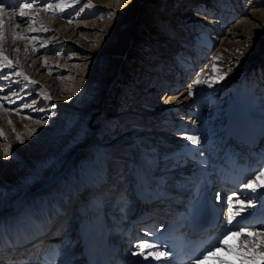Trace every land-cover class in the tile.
Masks as SVG:
<instances>
[{"label": "rangeland", "instance_id": "374dc122", "mask_svg": "<svg viewBox=\"0 0 264 264\" xmlns=\"http://www.w3.org/2000/svg\"><path fill=\"white\" fill-rule=\"evenodd\" d=\"M197 1L198 0H117L112 6L106 5L109 7L104 5L105 2L99 4L93 0H58L55 3L49 1L53 6H51L52 9L50 11L48 10L49 8L46 9V7L42 8L43 10H39L44 13L42 19L38 16L39 13L36 12V18L34 17V13L28 15L32 17L33 23H31V26L30 24H27L26 26H30L31 28H25V25H21L20 22L15 23L16 20L20 19L19 17L18 19L13 20V23L12 21L10 22L11 25L18 23L21 29H30L25 34V36L28 37L27 33H31L29 39L30 42L28 40L26 41L33 49L36 46L35 52L40 58L42 57L39 59V63L48 65L50 62H55L60 58H67L70 62L68 61L69 63L66 64V71L55 73L53 70L50 73H47L51 77L56 74L55 76L58 78L57 82L59 88L57 93L53 91V96L49 94V90L41 84V81H37L34 77L31 78L28 76L30 80L37 81L41 84L38 85V87L36 85V88L34 89H38L36 101L41 100L38 106L34 101H31L34 106L31 105L30 107H26V110L22 109L24 107L23 104H20L21 109L15 106L14 103H12L14 106L11 107L8 100L2 98L4 95H0V104L3 109L5 108L4 110H7V112H9L8 110H14L17 114L29 115L32 119H36V126L40 125L39 122H43V128L40 126L39 129L36 130V134L34 131L33 135L26 133L23 129L24 132L21 130L16 131L15 127L9 129H15L11 130V132H7L5 128L0 127V129L4 130L3 132L5 134V136H0L2 150L7 149L9 145L11 146L10 154L7 157H5L4 154L0 157V214L11 209L18 201L24 200L21 209H31L32 214L37 213V216L26 218L25 210L24 213L19 216L21 225L20 230L22 231L26 229V226L29 223H34L35 225L42 223L41 221L45 218V215H49V212L52 209L61 208L67 199H63L61 205L55 206H53L55 202L51 201L59 199L61 192L65 190L63 184L65 186H70V184H68V180L66 179L67 176L65 174H62L61 176V178H65V181L62 182L63 178L61 181H56V173L58 171L63 173L71 154L75 151L77 152V148H81L82 145L91 144L92 147L89 148V150H84L83 148L78 150V155L71 167V172L73 171L72 174L77 178H80V176L84 177L85 182H89L96 176L95 170L97 167L102 166L105 168L103 163H105L106 159L109 162V172L113 173L112 166L119 162V160L115 161L114 159L117 155L121 158H129L134 157L138 152L137 156L133 159V162L129 163V165H132L134 168L141 152L145 151L150 154L151 146L156 144V142H159L160 145L159 153L157 156L152 155V157L157 158L158 160L162 161V159L171 158V154L183 151V148L179 146H183L182 133H173L174 135L167 133L165 126L167 125L166 121L168 118H175V123L176 120H179L182 117L177 118L174 116L175 113L173 109L170 110V113H167L164 109L158 108L157 106L152 108V101L145 103L150 99L148 98L149 91H147L150 89L152 90L151 92H153L152 98H154L155 94L154 99L157 104L165 103L166 99L171 96L168 91H160V86H157L156 89L153 86L157 69H155L154 63H150V59L148 58L149 56L158 53L164 55V52L170 48L164 46L166 43L163 41L159 43L154 42L153 40L155 38L147 37L145 36V33L147 34L146 30H149V27H151L152 30L153 25L156 26L157 32H166L167 22H171V20L178 18L179 21L176 22L174 26L175 28L171 26L173 30L170 28L168 33L165 34L169 46L173 44L172 41L175 39L178 44L180 43L178 41L181 40V32L183 33L187 31L192 37L206 33L205 38L217 39L216 45H214V48L212 49L211 44L205 46L206 44L202 43L201 47L203 49L205 48L206 52L208 50L209 54H213L218 44L225 38L228 39L227 36L232 33L234 26L242 21V13H235L239 18L237 20L236 17L232 19V21H236L228 26V31L224 35L222 34L218 35V37H214L210 34H215L218 30L217 27L210 28L208 26L209 28L204 31L202 28H192L189 24H186L187 28L185 26L188 17L193 16L196 11H199L198 8L196 11H193L192 8L190 9L191 6H195ZM222 1V4L224 5L216 6L214 11H212V14L209 15V19L214 20L216 23L215 25L218 24L219 13L216 15L213 13H215V11L217 12L219 8L225 7L227 12L234 13L228 3L235 0H230L228 3H224V0ZM256 1L258 5L261 2V7H264V0ZM39 2L40 1L38 0V4ZM201 3H203L202 0L200 1L199 6L202 5ZM207 4L208 1L204 0V6L202 7L208 6ZM43 5H46V3L42 0L40 6ZM57 5H60L63 8V12L57 8ZM242 5H248V2L243 1ZM178 6H180L179 11L181 13L178 15H172L173 10ZM116 8H118V11ZM119 8H123V10H119ZM31 10L33 9L28 10V13ZM46 10L48 11L46 12ZM207 11V8H205V10L201 12L205 20H207L208 17H206ZM44 16L55 18L60 17V19L62 18V20L66 21L68 24H74L75 26H79L80 24L75 22V20L85 17L86 19H88V17L90 19H96L95 21L98 22L97 25L103 24L105 21L104 26H101L102 30H104L100 35L101 37H95L96 41H85L88 44L92 42L93 46H97V52L93 53L91 57L86 58L84 51L77 49L78 46L75 44H73L74 47L70 43H59L58 40H60V38H56L54 33L52 34L53 36L51 35L53 30L50 31L46 19L43 18ZM220 17L224 19L221 12ZM36 19L40 20V22L36 21ZM35 23H38L40 26L34 28L32 24ZM45 27L48 28L46 29ZM81 28L82 27H79V30ZM33 29H35V31H33ZM191 31H195L196 33L193 34ZM76 36L77 34L74 35V38ZM172 36L174 39L171 38ZM251 40L252 39H249V42L246 44L249 45ZM42 42L45 43L44 49H42L41 46H37ZM49 43H51L52 46H48L50 45ZM262 46L264 47V43ZM135 47H139L148 53L147 60H143L136 54V51L134 50ZM53 48L58 50L53 52ZM251 54L252 51H249L247 55L250 56ZM203 57H206V54H204ZM161 58L162 56L159 59ZM167 59L168 57L165 58V61ZM232 60L230 65L233 66V64H235L237 66L234 65L236 68L228 69V66L222 68V70L214 75L212 80L199 85L194 83V80L198 77V75H194L191 84L189 83L190 85L188 84L187 87L175 91V93L185 91L189 94V88H191L195 93L194 95H189L190 100L186 102V107H188L186 110L187 112L190 113L191 110H196L198 106L193 97L204 98L206 100V106L202 107L200 109L202 111L199 110V112H206L209 116L213 115L214 120H219V125H221L225 120L220 118L222 117L220 115L227 109V107L235 99L236 101H240L244 96L248 97L251 87H253V89L255 88V85L252 84L251 81L254 83V79H257L258 74H260L262 80H264V54L253 60L251 58L246 64H238L235 60ZM31 61H33V59H31ZM207 61L209 62V58ZM56 62L59 63L58 60ZM29 65L31 66V62ZM19 70L21 73L23 72L20 67ZM200 71L201 69H199L196 74ZM136 74L144 78L143 82H134L129 85L116 80L118 77L122 76V78L128 82ZM225 74L226 78L220 79L216 82L218 77L225 76ZM23 75L27 76L26 74ZM23 75H21V78L24 79ZM150 78L152 79L150 80ZM262 80L259 81V91L264 90V81ZM9 84H12V82ZM213 84L214 86L210 88ZM201 86H203L202 89L200 88ZM55 88H57L56 85L52 86V89L56 90ZM157 88L160 90L157 91ZM10 95L11 94H9V96ZM10 97L14 96L11 95ZM32 98L33 97L30 99L32 100ZM58 98H61L64 102L61 104L55 102L54 100H58ZM252 98L255 97L253 96ZM20 100L21 99L14 100L15 104H19ZM259 100L261 103H255L256 106L263 107V99L258 98L257 101ZM170 106L174 107L175 103L174 105L170 104ZM134 110L139 111L140 114H133ZM151 114L155 118L152 124H149L148 122L145 124L136 123L135 117L147 116L150 119L149 116ZM196 118L197 117L194 114L192 118L189 119H192L190 121H196ZM185 122L188 123L187 120H185ZM175 124L177 126L179 123L176 122ZM40 128L42 129L40 130ZM17 136L21 137L24 142L20 143L16 138ZM12 137L15 141H12ZM128 137L135 141L141 140V143H134L135 149H133V146H128L130 143L128 142ZM165 140L170 141V145H167L166 147L162 146V143ZM173 142L174 147L171 146ZM109 148L111 151H108ZM167 152H170L171 154L170 156L165 157L164 154ZM112 153H114L113 156ZM123 161L124 160L120 162ZM126 163L128 166L127 161ZM103 168H100L101 171H103ZM116 172L117 171H115V173ZM67 175L70 174L68 173ZM75 182L77 181H73L74 188ZM74 188L70 192L72 197L69 198L78 203L80 199H77V194H72ZM33 190H35V192ZM39 201H43L44 206L39 207L38 211H36L35 205ZM89 201L87 200L88 203H90ZM17 211L14 209L6 213L4 217H1V219H3L2 223L6 220V222H8L7 218H10L11 215L17 213ZM13 219L14 217L12 220ZM58 222L61 221L59 220ZM61 224V226H64L63 222ZM8 225L3 228L5 231H7ZM55 226L56 223L54 225L55 231L61 229L55 228ZM62 231L63 230H61V232ZM19 232L7 234L0 238V246L1 244H6L14 239Z\"/></svg>", "mask_w": 264, "mask_h": 264}, {"label": "bare ground", "instance_id": "6f19581e", "mask_svg": "<svg viewBox=\"0 0 264 264\" xmlns=\"http://www.w3.org/2000/svg\"><path fill=\"white\" fill-rule=\"evenodd\" d=\"M93 1L98 2L99 4L101 2H105L104 3L105 6L106 5L112 6V4H115L117 0H93ZM207 1H208V4H207L208 6L198 8L199 11H196L193 16H189L188 20L185 22V24H189L192 28L193 27L202 28L204 31H206L209 28L208 24H207L206 20L204 19L201 12L203 10H205V8H207V10L214 11V8L218 5H216L217 0H207ZM243 1H246V0H235V1H232L229 3L227 2L228 5H230V8L233 9L234 13H239V12L242 13V18H241L242 21H240L238 25L234 26L232 33L227 36L228 39L225 38L222 42H220L218 44V46L216 47L215 52L213 54H209L208 50L206 52L205 48L203 49L201 47L202 43L206 44L205 46H208L209 44H211L212 46L216 45L217 39L205 38L206 33H203L201 35H197L196 37H192L189 34V32H187V31H185L183 33L181 32V37H180L181 40L178 41L180 43L178 44L176 39H175L174 41H172L173 44L169 46V43L167 41V38L165 37V34L168 33V30L171 28V26H173V27L175 26L176 22L179 21L178 18H176L175 20H171V22H167L166 32H162V31L157 32L156 26H154V25H153L152 30H151V27L148 28L149 30H146L147 34L145 33V36H147V37L149 36L150 38H155L153 41L156 43L163 41L164 43H166L165 45L164 44L163 45L170 48L169 50L164 52V55H162V53H158L156 55L153 54L152 56L148 57L150 59L149 60L150 63H154L155 69H157V72H155L157 74H155L154 83H153V86L155 87V89L157 86L158 87L159 86L164 87V85L167 82L166 80H168L169 77L174 74L173 69L172 70L169 69L173 63L172 62L173 61V53L175 54L178 51V48L183 47L184 45L186 48H190V47L194 48V50L191 52L193 54V56L189 57L187 59L193 60V58H195L197 56H203L204 54H206V56L207 55L209 56V62L206 61L207 64H205V66L197 74L198 75L197 78L200 79L201 81H203L202 83L209 82L210 80H212L214 78V75L216 73H218V72H215V73L213 72V65H215L219 69V71L222 70V68H226L227 66H228V69H230V68L234 69L237 66L233 63H232L233 66L230 65V62L232 59L235 60V62H237L238 64L239 63L240 64H243V63L246 64L251 58L253 60L254 58H257V57L263 55L264 54V47L262 45L264 43V7H261V4H262L261 2H260L261 4L259 3V5H258L256 0H254L252 2L247 1L248 5L243 6L242 5ZM222 3H223V1H222ZM222 5H224V4H222ZM109 6H106V7H109ZM179 7L180 6L175 7L172 15H174V14L178 15L181 13L179 11ZM191 8L192 7H190V9ZM117 9L118 8H116V10ZM119 10H123V8L122 9L119 8ZM52 12H54V11H52ZM11 13H12V11H4V13L2 14V16H3V39L0 40V52L4 56H7V57H10L12 55V57L20 64V68H21V70H23L22 74H26L27 77L28 76L31 78L34 77L37 81H41V84H43L45 86V88L47 90H49V94H51V96H53L54 95V94H52L53 91H55L57 93L58 88H59L58 82H57L58 78H57V76H55L56 74L51 77L47 73H50L53 70L55 71V73H60L62 71H66L67 70L66 64L69 63L70 61L67 60V58H60V59H57L59 63L56 62L57 60L55 62H53V61L50 62L48 65H44L43 63H39V59H41L42 57L40 58L38 56V54L35 52L36 47H34V49H33L30 46V44L26 41L27 39H26L25 34L30 29H27V30H25V28L21 29L20 26L18 25V23L11 25L10 22L12 21V23H13V20L18 19V17H19V14H17L16 16H12ZM32 13H34L35 18L37 16L36 13H39L38 16L41 17V19H42V16L44 15V13L42 11H38L36 13L32 12ZM35 14H36V16H35ZM43 18L46 19V21L49 25L50 31L53 30L51 35L54 33L56 35L55 36L56 38H58V37L60 38V40H58L59 43H64V44L70 43L72 45L75 44L76 46H78L77 49H79L80 51H84L86 58L91 57V55L93 53L97 52V49H96L97 46H93L92 42L90 44H88L85 41H88V40L93 41V40H95V37H101L100 35L104 31V30H102L101 26H104L105 21L103 22V24L97 25L98 22L95 21L96 19H94V18L90 19L89 17H88V19H86V17H85V18H80V19L75 20V22L80 23L79 26H75L74 24L73 25L68 24L66 21L62 20V18L60 19V17L55 18V17H45L44 16ZM36 21L40 22V20H38V19H36ZM154 21H156V20H154ZM38 26H40V25H38ZM79 27H82V28L79 30ZM75 29H76V31H75ZM77 29H78V31H77ZM40 32H42V31H40ZM156 32H157V34H156ZM75 34H77V36L74 38ZM171 38L174 39L173 36ZM249 39H252V40L250 41L249 45H247L246 43L249 42ZM183 41H184V45H182ZM134 50L136 51V54L138 56H140L143 60H147L148 53L145 50H142L139 47H135ZM249 51H252V54L250 56L247 55ZM71 52H73V51H71ZM73 54H75V53H73ZM186 55H188V53H186L185 50L182 51L181 53H179V56L182 58ZM161 56H162V58L159 59ZM57 57H58V55H57ZM95 57H96V55H95ZM166 57H168V59L165 61ZM31 59H33V61H31ZM73 59H75V58H73ZM15 60H11V61H15ZM50 60H51V58H50ZM30 62H31V66L29 65ZM188 62L189 61H187V63ZM138 65H139V63H138ZM55 68H56V70H55ZM69 70H70V68H69ZM148 73H149V71H148ZM194 75H193V77H194ZM143 79H144L143 77H140L136 74L128 82L125 81L122 78V76L118 77L116 80L120 81L121 83H127V84L131 85L134 82H140V81L143 82ZM151 79L152 78H150V80ZM190 84H191V82H190ZM54 85L57 86V88H55L56 90L52 89V86H54ZM213 86H214V84L210 88H212ZM200 88L202 89L203 86H201ZM159 90L157 88V91H159ZM147 91H149L148 92V98H150V99H148L145 103L152 101V103H151L152 108L157 106L158 108L164 109L167 113H170L171 109H173L174 112L184 111V108H186V110L188 109V107H186L187 106L186 102L190 100V96L185 91H180V92H176V93H175V91L169 92V94H171L170 98L166 99V102L162 103V104H157L155 102V99H154L155 94H154V98H152L153 92H151L152 91L151 89L147 90ZM248 94H249L248 97L247 96L246 97L244 96V98L240 97L241 98L240 101H236V99H235L232 102L233 104L231 103L227 107V109L220 115L225 119L226 122L230 121V123L228 125H226V128H225L224 132L222 133V135L224 136V140H226V138L229 135H231V133L234 134L235 128L237 127V125L241 121L247 123L249 126V134H248L249 141H248L247 149L248 150L251 149V153L255 152L256 156H258V157L262 156L264 158V144H261V142L259 144H257V141L259 140V138L262 135H264V107L256 106V104H255V103H261V101H257L258 98L264 99V90L263 91H257L255 88L253 89V87H251V91ZM12 96H14V95H12ZM253 96L255 98H252ZM2 98H4V96ZM193 98L196 101V103L198 104V106H197L196 110H191L190 113L195 114V116L197 117L196 121L187 120L188 123H186L185 117H182V118L179 117L180 119L177 120L176 122H178V123L180 122V123L177 126L175 124L176 122L174 123L175 118H173V117L168 118V120L166 121L167 126L172 125V126L177 127V128L185 127L184 128L185 132L184 131L182 132L183 146L178 144L181 148H183V151L178 152L176 154H171L170 152H167L166 154H164V156L168 157L171 154L172 155L171 158L164 159V160L162 159V161H161V160H158L157 158L152 157V155L157 156L159 153L160 145H159V142H156V144L151 146L150 154L148 152L142 151L141 154L139 155L138 159H137L136 165L133 168V174L137 173L138 179L141 178V175L143 173L150 175L148 177L149 179L156 178L159 180V179H166L167 175H173L174 173L177 172L182 177L181 180H186V179H191L194 177L197 178L199 176V174H201L203 171H206V170L209 171L210 170L209 165L204 163V161H208L207 159H205V155H206L205 151L212 150V149L219 150L221 148L222 145H221L220 141H213L214 133H218V130L221 129V126L218 128H215V125L220 123V122H219V120L218 121L214 120L213 115L209 116L206 114V112H201V113L199 112L201 106H205L206 100L204 98H201V97H193ZM54 101L59 103V104L64 102L61 98H58V100L55 99ZM174 103H175V106L171 107L170 104L174 105ZM4 109H3V107H0V127L5 128V130H7V132L8 131L11 132V130H13V129H11V130H9V129L15 127L16 131H20V130L23 131L24 130L26 133L33 135L34 131L36 134V132H37L36 130L39 129L40 126L43 128V126H42L43 122L42 123L39 122L40 125L36 126V124H35L36 119H32L29 115L17 114V112L15 113L14 110L13 111L8 110L9 112H7V110H4ZM9 109H11V108H9ZM133 114L139 115L140 112L137 110H134ZM214 115H216V114H214ZM149 117H150V119L147 116L135 117L136 123L137 124L138 123L145 124L148 122L149 124H152L155 118L153 117L152 114ZM222 117H220V118H222ZM151 120H152V122H151ZM9 121H11V123H9ZM42 128H40V130ZM13 135H15V134H13ZM190 135L198 136L200 143L199 144H192L191 141L186 139V136H190ZM10 139H11V137H10ZM13 140H14V138L12 137V141ZM93 141H95V140H93ZM9 142H11V141H9ZM170 143H171L170 141L165 140V141H163L162 146L166 147L167 145H170ZM15 146H16V144H15ZM171 146L174 147V142L171 144ZM91 147H92L91 144H85V145L81 146V148H83L84 150H89V148H91ZM124 147H126V146H124ZM3 150H2L1 145H0V157L4 154ZM227 151H230L229 145H227ZM77 152L75 151L71 154L70 159L68 160L67 166L64 168L63 173H60V175L57 176L56 181H61V179L64 178V177L61 178L62 174L67 175L68 173H71V167L74 164L75 158L78 155ZM188 158H193L194 161L189 160ZM155 168H156V171H155ZM185 170L187 171L186 174L184 173ZM99 173L102 175L101 169H100ZM172 177H174V176H172ZM144 180L146 181V179H144ZM257 183H259V181ZM80 188H81L80 183L75 182V188H74L72 194L76 193L77 199H79V197H80ZM78 203L79 204L82 203L84 205L89 204L87 201H83L82 198H80ZM43 204H44L43 201H39L35 205V210L38 211L39 207L44 206ZM92 204H94V205H92L89 208L88 216L93 215L96 212V207H98L96 202H92ZM119 204H120L119 205L120 209L125 210V202L122 201V202H119ZM102 213L105 216L104 212H102ZM33 216H37V213L32 214L31 210H26V212H25L26 218H31ZM43 221H46V218H44L41 222L43 223ZM61 223L62 222H59L60 225H62ZM3 228H4L3 226H0V238L6 236L7 234L17 233V232L21 231L20 230L21 225H20L19 217H17V218L15 217L9 223V225L7 226V231H5ZM55 228H59V226H57ZM26 230H27V228L22 230L21 232H19L14 239L7 242L6 244L11 243L14 240H18V239L22 238V236H24V233ZM26 232H28V231H26ZM244 241H245V245H247L248 244V237L244 238ZM27 248L28 249L31 248L30 245H27ZM246 250L247 249L245 247H242L238 251H246ZM17 252L18 253L15 255V257H13V252L10 250L7 251L6 258H8V257L10 259L14 258L13 260H15V258L17 256L20 257L23 254L21 250L19 251V249ZM0 258H1V260H0L1 264H5L4 261L2 260L3 259L2 254H0ZM11 264H19V263L14 261ZM22 264H24V263H22ZM26 264H32V263L30 262V263H26Z\"/></svg>", "mask_w": 264, "mask_h": 264}, {"label": "snow or ice", "instance_id": "6c2138e0", "mask_svg": "<svg viewBox=\"0 0 264 264\" xmlns=\"http://www.w3.org/2000/svg\"><path fill=\"white\" fill-rule=\"evenodd\" d=\"M36 0H17L15 5L9 4V8L12 9V16H16V9H19L20 23L27 25L33 23L32 17L28 16L26 10L33 8ZM51 4H46V9L51 8ZM57 8L63 12V8L57 5ZM5 11V0H0V40L3 39V16ZM43 27V26H42ZM35 31V29H33ZM15 65L7 56L0 53V80L11 81L12 76L23 75L19 72L4 71V69H14ZM213 72H219V69L213 65ZM226 78L225 76H220L217 78L218 82L220 79ZM25 80H29L27 76H24ZM19 83V81H13ZM35 83V81H30ZM203 81L200 79H195L194 83L196 85L201 84ZM7 87H10L8 85ZM0 91H3V87H0ZM195 93L189 88V95H194ZM12 95H16L13 91ZM22 99V97H20ZM4 99H7L5 97ZM9 103H15V101H8ZM27 106V105H25ZM2 107V105H0ZM11 123V121H9ZM15 130V129H13ZM0 136H5L2 129H0ZM20 143L24 141L17 136L16 137ZM6 139V137H5ZM186 139L191 141L192 144H199L200 140L198 136L190 135L186 136ZM11 146L4 150V155L7 157L10 154ZM259 181V183H257ZM240 187L246 189L251 194L259 193V200L261 206L264 207V171H259L258 174H254L252 178L244 181ZM243 197V198H241ZM216 199H220L219 193L216 194ZM227 211L225 213V227L221 233L216 237L215 241L208 244L201 252L196 260L190 261L189 264H202L204 261L212 262V264H233L232 261L225 260L221 255L222 252L227 251L233 255H236L240 260L241 264H261L264 260V253H257L252 251V247L262 246L264 247V224L260 225V229L256 231H250L253 225L247 223L248 218L253 215L250 209L257 206V196L252 195L249 197L244 192H234L227 197ZM247 213V215H245ZM239 218V219H238ZM246 235L250 241V245H244L247 251H237L236 248L229 243V241L236 236ZM160 245L158 243L141 240L135 245V251L132 253L134 256H139L143 261H148L150 258L154 261H160L162 259H167L168 253L160 251Z\"/></svg>", "mask_w": 264, "mask_h": 264}, {"label": "water", "instance_id": "95a60500", "mask_svg": "<svg viewBox=\"0 0 264 264\" xmlns=\"http://www.w3.org/2000/svg\"><path fill=\"white\" fill-rule=\"evenodd\" d=\"M113 82H114V81H113ZM113 82H112V83H113ZM79 149H81V148L78 147V148H77V151H78ZM59 172H60V171H58L57 173H59ZM57 173H56V174H57ZM41 187H42V186H41ZM39 188H40V187H39ZM35 190H36V189H35ZM35 190H33V191L35 192ZM23 201H24V200L18 201L17 203L14 204V206H13L11 209H9V210H7L6 212L0 214V218L3 217V216H5V214L8 213V212H10L11 210H14V209L18 208V206H20V205L22 204Z\"/></svg>", "mask_w": 264, "mask_h": 264}]
</instances>
